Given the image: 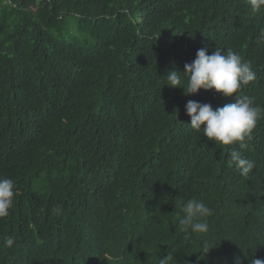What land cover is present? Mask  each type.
<instances>
[{
    "label": "trees",
    "instance_id": "16d2710c",
    "mask_svg": "<svg viewBox=\"0 0 264 264\" xmlns=\"http://www.w3.org/2000/svg\"><path fill=\"white\" fill-rule=\"evenodd\" d=\"M261 30L264 8L248 0H0V177L17 192L0 264L264 253V118L245 148L218 146L185 106L234 97L185 96L164 78L201 48L230 49L256 72L240 94L264 108ZM234 147L255 162L247 176L227 163ZM192 198L212 215L188 241L178 219Z\"/></svg>",
    "mask_w": 264,
    "mask_h": 264
},
{
    "label": "clouds",
    "instance_id": "9594fccd",
    "mask_svg": "<svg viewBox=\"0 0 264 264\" xmlns=\"http://www.w3.org/2000/svg\"><path fill=\"white\" fill-rule=\"evenodd\" d=\"M248 6L258 11L264 8V0H248ZM257 41L264 44V30L257 36ZM183 75L184 79H181ZM166 86L174 89H183L185 96L196 95L201 89L213 91L224 97H234V102L213 110L207 103L188 100L185 113L190 117V128L202 131L203 137L218 146L238 145L240 149L246 147V141L251 138V133L258 121L264 118V108L256 105L254 99L242 96V89L256 80V72L250 62L233 51L223 52L216 49L211 55L206 48L197 51L195 59L184 66V72L169 71L164 77ZM203 125V128L201 127ZM227 163L235 166L243 176H247L255 167V162L243 156L237 148L229 150ZM16 185L13 179L0 177V218L7 217L16 196ZM182 215L178 219V228L184 234V239L190 241L196 234L208 231L206 218L212 215V209L203 201L196 198L187 200L181 207ZM14 244L12 237H8L4 245L11 247ZM206 247V246H205ZM208 248L206 257L212 264H264V253L251 256L249 259H239V253L232 246L214 252ZM248 259V260H247ZM175 257L168 254L159 259L158 264H173ZM247 260V261H245ZM198 261L205 263L201 258L185 257L186 262ZM125 264H138L136 259L126 257Z\"/></svg>",
    "mask_w": 264,
    "mask_h": 264
}]
</instances>
